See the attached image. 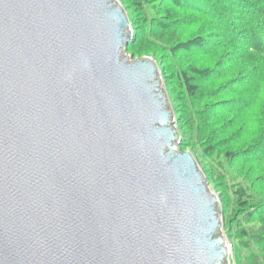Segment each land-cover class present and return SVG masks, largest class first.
<instances>
[{
  "label": "water",
  "instance_id": "water-1",
  "mask_svg": "<svg viewBox=\"0 0 264 264\" xmlns=\"http://www.w3.org/2000/svg\"><path fill=\"white\" fill-rule=\"evenodd\" d=\"M132 37L119 0H0V264H230Z\"/></svg>",
  "mask_w": 264,
  "mask_h": 264
},
{
  "label": "trees",
  "instance_id": "trees-1",
  "mask_svg": "<svg viewBox=\"0 0 264 264\" xmlns=\"http://www.w3.org/2000/svg\"><path fill=\"white\" fill-rule=\"evenodd\" d=\"M122 1L136 52L153 56L166 78L182 147L196 149L199 163L214 171L204 170L209 183L224 180L240 212L243 248L251 250L252 264H264V0ZM200 18L206 25L184 37L180 24ZM223 42L229 45L225 63L181 65V57L210 56ZM247 114L251 118L241 120ZM254 213L255 220H246Z\"/></svg>",
  "mask_w": 264,
  "mask_h": 264
},
{
  "label": "rangeland",
  "instance_id": "rangeland-1",
  "mask_svg": "<svg viewBox=\"0 0 264 264\" xmlns=\"http://www.w3.org/2000/svg\"><path fill=\"white\" fill-rule=\"evenodd\" d=\"M119 1L124 6L123 1L122 0H119ZM124 8H125V6H124ZM125 10L128 14V11L126 8H125ZM128 17H129V14H128ZM129 20H130V18H129ZM206 20L200 18L199 20L194 21V22L191 20L190 21L191 23H181L180 28L184 32L183 36L189 37L195 33L198 34V31L202 28V26L206 25L205 24ZM130 23H131V20H130ZM131 31H132L133 37H132V40L127 44L124 55L126 57H128L130 60H135L136 58H143V57H152L155 60V58L153 56L149 55L146 52H141V53L136 52V47L133 44H135L137 38H136V33H135V30L133 28L132 23H131ZM226 45H227V42H223V43L219 44V46L217 47V48H219V50L215 51V53L210 55V56H204L203 57L201 55H198V56H194L191 58L181 57L180 63L183 66V68H185L186 65H188V63H190V62H191V64H195V65L199 64L202 66H207V65L213 66L218 58H219L218 60H223L225 63L227 56H225L226 54L224 53V50L227 46H229V45H227V46ZM237 57H238V61L240 63H242V62L244 63V59L246 58L245 55H242V53L239 52V55ZM161 76H162V86H163V88H165L167 95H168V98H169V103L175 112V108H174L172 99L169 95L167 81H166V78L163 76L162 71H161ZM243 116L244 117H242V119H241L243 121H245L246 117L251 118L250 114L249 115L248 114L243 115ZM175 117H176V112H175ZM175 123L177 125L178 121ZM254 126H256V124L254 122H252V124L250 126L247 125L246 131L250 133L251 130L254 128ZM234 127L235 126H230L229 131H231V132L235 131V129H233ZM177 129H178V125H177ZM178 131H179V129H178ZM179 135H180V142L178 145L179 149L181 151H190L194 155V157L196 158L197 162L199 163L200 159L202 157L201 154L199 152L197 153L195 151L196 149H185L186 148V147H184L185 145L182 147V145H181L182 137H181L180 131H179ZM199 165H200V168L202 169L206 178H208L207 174H208V176H213L214 171L212 169H210L208 165H206V164L201 165L200 163H199ZM204 170H206L207 174H205ZM209 186H210L211 190L216 195L219 196L220 201H221L220 218H221V221L223 224L222 233H223L225 240H226V243L229 247L230 264H252L251 262H254L255 259L252 255V253L250 252L251 250H249L247 248L246 249L243 248V245L248 244V241L242 240L241 227L239 225V222L236 221V217H237V215L240 214V212L237 211V206H235L232 198L229 196V193L227 191V186L224 183V180L221 177H219L216 184L215 183H209ZM242 217L246 218L248 216H247V214H243ZM257 217H258V215L256 213H254L253 216H251L250 218H247L246 220L252 219V221H253ZM243 259L245 261H243Z\"/></svg>",
  "mask_w": 264,
  "mask_h": 264
}]
</instances>
